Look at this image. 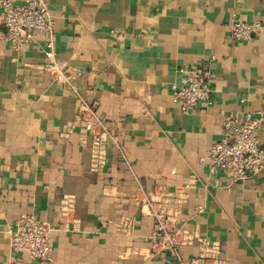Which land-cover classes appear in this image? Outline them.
Returning a JSON list of instances; mask_svg holds the SVG:
<instances>
[{
  "label": "crops",
  "instance_id": "0c3cea01",
  "mask_svg": "<svg viewBox=\"0 0 264 264\" xmlns=\"http://www.w3.org/2000/svg\"><path fill=\"white\" fill-rule=\"evenodd\" d=\"M43 1L53 60L40 33L10 49L0 9V264H41L9 246L24 215L52 230L43 264H264V168L231 182L199 161L227 114L260 118L264 143V0ZM232 21L263 28L234 41ZM196 68L211 103L182 114L173 91ZM81 102L109 133L101 168ZM159 217L196 240L153 250Z\"/></svg>",
  "mask_w": 264,
  "mask_h": 264
},
{
  "label": "built area",
  "instance_id": "2783aa9c",
  "mask_svg": "<svg viewBox=\"0 0 264 264\" xmlns=\"http://www.w3.org/2000/svg\"><path fill=\"white\" fill-rule=\"evenodd\" d=\"M1 23L5 29L4 40L10 49L18 50L22 45L35 41L37 33L43 39L45 56L53 60L54 33L48 18V10L43 0H0ZM263 26L260 23L232 21L229 24V37L234 40H249ZM114 41L122 42L126 34L123 31L112 33ZM51 71L65 70L61 62L49 65ZM185 84L173 91V101L182 114H187L199 105L211 103L212 74L196 68L186 72ZM81 131L89 135L93 147L95 168L103 166L104 151L109 133L95 115L94 106L80 103L76 118ZM260 118L246 114L240 120L234 114H227L222 121V136L207 150L200 163L205 164L210 174L221 172L231 182L244 181L264 168V143L258 138ZM51 228L43 221L31 215L21 216L10 233L9 246L12 250L23 252L27 262L41 264L50 261ZM153 250L178 255L180 247L190 245L196 238L188 231L166 228L165 221L158 218L157 228L147 239ZM198 262V259H194Z\"/></svg>",
  "mask_w": 264,
  "mask_h": 264
}]
</instances>
